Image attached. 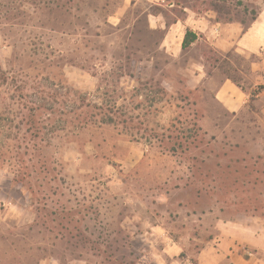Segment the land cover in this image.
Wrapping results in <instances>:
<instances>
[{
    "label": "rangeland",
    "instance_id": "rangeland-1",
    "mask_svg": "<svg viewBox=\"0 0 264 264\" xmlns=\"http://www.w3.org/2000/svg\"><path fill=\"white\" fill-rule=\"evenodd\" d=\"M210 1L0 0V264H38L50 255L62 264H138L128 223L149 220L150 207L169 217L175 233L189 231L193 211H202L204 227L193 224L201 245L219 236L208 215L215 208L226 217L246 212L255 219L241 222L264 232L258 109L232 115L211 92L189 88L181 70L187 59L162 50L163 31L148 20L150 12L173 17L169 11L182 5ZM217 1L230 20H250L264 2ZM76 90L86 104H116L128 123L76 117ZM44 105L55 111L48 120L38 111ZM26 106H40L39 131L23 122ZM41 140L52 146L37 151ZM16 151L38 162L30 185L13 181ZM254 234L248 229L245 238Z\"/></svg>",
    "mask_w": 264,
    "mask_h": 264
},
{
    "label": "crops",
    "instance_id": "crops-1",
    "mask_svg": "<svg viewBox=\"0 0 264 264\" xmlns=\"http://www.w3.org/2000/svg\"><path fill=\"white\" fill-rule=\"evenodd\" d=\"M170 6L173 8L174 4ZM180 7L181 11H169L173 17L163 11L148 14L151 28L159 27L163 31L160 48L174 58L187 59L181 70L187 77L189 88L211 92L214 102L232 115L255 106L264 124V2L256 18L246 22L219 19L217 12L206 4L197 9L190 5ZM187 31H191L196 40L184 50ZM230 73L240 76L244 88L232 80ZM258 87L261 90L257 93ZM151 208L149 220L135 217L128 223V228H132L136 236L135 250L141 252L138 264H264V232L241 222V219L253 218L246 212L226 217L221 209H212L208 215L213 216V226L219 236L213 234L201 245L193 224L198 222V228L200 224L204 227L205 217H200L202 211H193L189 231L175 233L169 217H159ZM194 216L198 218L194 219ZM137 223H143L144 232H138ZM248 229L256 231L251 239L245 238ZM175 234L181 237L175 238ZM184 237H188L187 243L183 242ZM246 247L258 252H245ZM192 251L196 252L194 261L184 258ZM38 264L62 263L58 257L50 255ZM65 264L93 263L75 258Z\"/></svg>",
    "mask_w": 264,
    "mask_h": 264
},
{
    "label": "trees",
    "instance_id": "trees-1",
    "mask_svg": "<svg viewBox=\"0 0 264 264\" xmlns=\"http://www.w3.org/2000/svg\"><path fill=\"white\" fill-rule=\"evenodd\" d=\"M207 7L214 9L219 19L225 20V21H231L230 19H223L222 15L226 12L225 6L220 5L217 0H211L210 2L205 3ZM257 14H253L251 19H255ZM250 19V20H251ZM248 20H243V22H246ZM196 40V36L191 32L187 31V34L185 36V39L183 41V49L186 50L190 47L191 43ZM0 73L5 74V72L0 67ZM232 80L237 83L239 86L243 87L239 78L237 76L231 75ZM7 79V78H6ZM244 88V87H243ZM48 95V94H47ZM22 96L25 95V91H22ZM75 103L77 106L74 108V115L76 117H83L85 120H91L92 118L95 119L97 122L101 124H127L128 120L126 118L125 113L121 110L120 107H118L116 104L113 107H106L104 104H98L96 102H90L88 104L85 103V97L80 91H75ZM26 110H28V116L26 114H22V120L25 122V119L27 120V124H29L31 127H36V129L39 131L41 129L40 125L43 124L44 118H41V121H36L34 118L36 117V112L42 110L43 111V117H45L47 120L52 117V114L55 113V111H51V108L47 107V105H44L40 108V106L37 108L33 107H25ZM43 108V109H42ZM64 108V107H63ZM39 120V119H38ZM39 125V126H37ZM43 142L40 145H35V147L38 148L37 151H42L44 149L49 148L52 146L51 140H41ZM19 147L22 146V142H18ZM10 146V145H9ZM181 146V145H180ZM18 147V148H19ZM27 149H29V144L25 145ZM22 148V147H21ZM17 155L14 156L15 163H9L10 166L15 167L13 170V181L20 182L22 186H25L26 184H29L32 182V180L37 181L38 179L35 178L36 175L38 176V162H35L34 159H29L26 161L25 157L28 155L27 152H21L16 151ZM6 154V153H3ZM36 156V155H35ZM7 155H5V161H6ZM32 161V162H31ZM10 162V160L8 161ZM12 162V161H11ZM41 162V161H39ZM42 166H47V160L45 162H41ZM30 166V167H29ZM27 180V183H26Z\"/></svg>",
    "mask_w": 264,
    "mask_h": 264
},
{
    "label": "built area",
    "instance_id": "built-area-1",
    "mask_svg": "<svg viewBox=\"0 0 264 264\" xmlns=\"http://www.w3.org/2000/svg\"><path fill=\"white\" fill-rule=\"evenodd\" d=\"M260 90H261V87H258L256 92L258 93V92H260Z\"/></svg>",
    "mask_w": 264,
    "mask_h": 264
}]
</instances>
